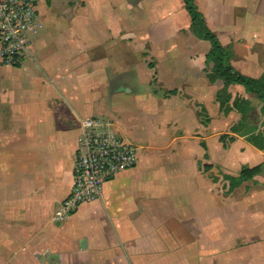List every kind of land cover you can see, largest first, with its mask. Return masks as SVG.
Wrapping results in <instances>:
<instances>
[{"label":"crops","instance_id":"0c3cea01","mask_svg":"<svg viewBox=\"0 0 264 264\" xmlns=\"http://www.w3.org/2000/svg\"><path fill=\"white\" fill-rule=\"evenodd\" d=\"M261 1L194 0L222 47L247 49L251 73L235 70L253 79L264 72ZM39 2L26 53L1 72L0 264H264V150L243 139L240 170L260 173L236 198L198 171L213 153L228 166V152L193 137L207 129L195 105L211 118L220 86L181 0ZM86 119L109 122L136 165L57 224Z\"/></svg>","mask_w":264,"mask_h":264},{"label":"built area","instance_id":"2783aa9c","mask_svg":"<svg viewBox=\"0 0 264 264\" xmlns=\"http://www.w3.org/2000/svg\"><path fill=\"white\" fill-rule=\"evenodd\" d=\"M36 0H0V68H15L36 33ZM73 165L70 193L53 216L65 223L77 209L102 198L104 186L136 165V149L118 136L109 122L86 119Z\"/></svg>","mask_w":264,"mask_h":264},{"label":"trees","instance_id":"16d2710c","mask_svg":"<svg viewBox=\"0 0 264 264\" xmlns=\"http://www.w3.org/2000/svg\"><path fill=\"white\" fill-rule=\"evenodd\" d=\"M181 2L189 18L190 33L197 40L207 42L210 46L204 61L205 66L210 68L206 79L210 84H218L221 87L215 94L219 113L223 117L232 112L238 116L237 121L231 124L227 132L218 138V142L223 149H227L236 137H241L254 149L263 151L264 127L262 129L247 127L246 121L250 112V103L239 96L231 101L227 89L230 86L241 87L249 98L262 104L263 107L260 111L264 113V72L257 79H253L236 71L230 64L231 52L224 49L216 36L208 30L194 0H181ZM201 147L204 149L203 144ZM259 173V166L253 168L243 167L236 177L224 176L223 181L227 183V192L232 193L242 183L251 181Z\"/></svg>","mask_w":264,"mask_h":264},{"label":"rangeland","instance_id":"374dc122","mask_svg":"<svg viewBox=\"0 0 264 264\" xmlns=\"http://www.w3.org/2000/svg\"><path fill=\"white\" fill-rule=\"evenodd\" d=\"M45 3L47 4L48 0H44ZM246 2H249L251 0H245ZM38 0H36V5L39 7V13L42 10V2H39L37 4ZM262 3L264 0L261 1ZM36 13V11H35ZM249 36V35H248ZM177 42V41H176ZM181 46V42H177ZM203 43V42H202ZM204 45L208 46L207 43H203ZM205 46H197V50L201 51L204 49ZM224 49H227L231 52L232 58L230 60L231 66L236 69V70H242V72H250L248 71L252 68L251 62L248 61V58L250 57L249 55L246 54L247 49L244 51L242 49H239L235 44L233 43H227ZM251 52V50H250ZM147 63V61L145 62ZM149 65H153L150 64ZM209 68V67H208ZM207 68V69H208ZM14 68L10 69H0V82L2 80H5V77L1 76V72H7V71H12L13 72ZM208 70H204L205 75L207 74ZM4 76H6L4 74ZM13 78V77H12ZM11 78V79H12ZM10 79V78H8ZM215 85V84H214ZM234 87V86H230ZM154 88L157 89V86L154 85ZM221 87H218V89L215 88L214 90V102H213V108L211 107V118L208 117L207 112L202 108V106L196 104V116L199 125H201L204 128H207L206 130H203L202 128H198V133L194 135L193 137L196 138L197 145L200 147L202 144L203 145H208L210 148L214 149V145L217 143L218 138L225 134L228 130V127L235 123L238 119V116L235 113H229L227 116L223 117L219 113V108L218 104L215 101V94L220 90ZM229 89V88H228ZM227 92L230 95L231 101L235 97H241L245 100H247L250 103V112L247 117V127L248 128H255V129H262L264 127V113H262L260 110L263 107L262 104L252 98H249L243 91L241 95L238 94L237 90H231ZM242 89V88H241ZM243 90V89H242ZM166 95H168L166 93ZM230 101V102H231ZM171 109L172 106H171ZM188 117H186V121L188 122ZM141 126V124H140ZM136 125H133L132 128H135ZM141 130V129H140ZM136 129V131H140ZM246 142V141H245ZM227 144V143H226ZM220 145V144H219ZM243 145V138L241 137H236L235 141L228 145L227 152H228V166H226V158L224 157V161H222V164L220 163L219 157L216 159V155L213 153L212 156V165H206L205 163H209L210 159L207 157V159H203L200 157L198 159V171L201 172V175L207 176L208 182L211 183V180L216 181L215 184H217V190H224L227 187V183L223 181V177L225 175H229L231 177L237 176L239 173L240 168L242 167V164L240 161H238V155L242 154L244 152V149L242 148ZM221 146V145H220ZM199 148H197V151ZM196 151V154H197ZM214 150L213 152H215ZM219 152V150H217ZM199 152V151H198ZM219 154V153H217ZM225 155V154H224ZM218 163V164H217ZM223 165V166H220ZM256 187V185H252L251 183H247V186H245V191H249L250 189ZM242 192L243 188L241 187L240 190H236L233 193L234 198H236V193L237 192Z\"/></svg>","mask_w":264,"mask_h":264}]
</instances>
